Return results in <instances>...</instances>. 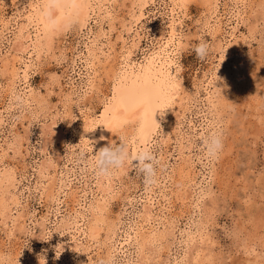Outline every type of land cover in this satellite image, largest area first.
Listing matches in <instances>:
<instances>
[{
	"label": "rangeland",
	"instance_id": "374dc122",
	"mask_svg": "<svg viewBox=\"0 0 264 264\" xmlns=\"http://www.w3.org/2000/svg\"><path fill=\"white\" fill-rule=\"evenodd\" d=\"M25 1L0 0V17L19 19L20 24L28 11ZM168 1L154 0L142 7L127 25L131 29L121 32L126 46L136 50L132 62H141L156 46L158 32L176 19L181 45L173 56V72L180 83L179 95L194 98L190 112L177 122V135L171 134L173 125L166 124V140L158 131L147 145L158 160V183L151 187L134 167V157L109 176L96 175L94 160L88 161L92 151L80 148L79 137L72 134L81 119L97 117L103 96H110L112 84L105 78L104 59L111 63L121 44L117 35L127 10L122 1L110 8L114 27L110 29L107 20L102 23L110 38L98 39L93 69L83 63L88 29L78 35L71 26L59 33L63 37H55L51 51L37 55L29 48L31 55L22 56L25 78L12 85L8 75L11 59L19 56L12 44L17 25L11 21L0 33V173L7 171L13 177L6 193L0 194L13 202L3 214L5 219L0 216V253L8 254L6 264H44L42 258L46 264H100L109 259L112 264H184L185 260L264 264V0H245L237 10L230 8L232 2L221 0L219 29L214 25L215 34L207 30L201 35L209 42L202 60L194 51L201 38L195 41L193 34L207 14L205 6L191 0L171 15ZM94 22L89 20L87 26L95 33ZM29 34L33 37V29ZM71 59L74 66H69ZM214 71L218 82L211 77ZM209 78L220 89L216 97L228 99L227 106L208 108L207 94L215 85L207 84ZM92 81L100 82L98 90L89 89ZM28 94L41 103L25 106L23 96ZM66 97L72 100L71 123L62 108ZM62 122L69 124V130ZM214 132L223 134V149L218 158L209 159L203 141ZM182 167L186 189L191 185L187 200L188 189L184 198L181 195ZM48 185L53 186L51 196L44 190ZM97 200L104 222L93 236L86 224L92 220L88 208ZM168 222L174 236L162 244L169 246L167 255L161 247L158 257L153 247H139L140 234L160 230ZM188 233L201 234L203 240L185 246Z\"/></svg>",
	"mask_w": 264,
	"mask_h": 264
},
{
	"label": "bare ground",
	"instance_id": "6f19581e",
	"mask_svg": "<svg viewBox=\"0 0 264 264\" xmlns=\"http://www.w3.org/2000/svg\"><path fill=\"white\" fill-rule=\"evenodd\" d=\"M14 1H16V4H20L22 2V0ZM121 1L122 3H120ZM124 1H127L128 5L124 6ZM153 1L154 0H65L62 12L58 13L59 15H62L66 19V21L71 24V26H74L76 28V34L82 35V32H84L83 30L88 29L87 33L84 34L86 38V42L84 43L86 54L84 55L83 63L86 65V67L93 69L95 60L98 61V59H95L96 51L99 50V48L97 47L98 39L104 38L108 40L110 38V34H105L104 29L102 28V23L107 20L108 27L112 29L114 18L111 15L112 13L110 11V8H112L113 5L118 2L122 5V7L127 8L125 12L126 16H124L125 20L127 21L121 20V30L119 29V34L117 35V38L120 39L121 42V44H119V50L118 52L113 54L114 58L111 63H108L106 61L108 59H104V66L108 65L107 71L104 70L106 76L105 78L106 80L111 81L112 84L110 88V96H103L101 101L103 103L102 110L97 117L92 119L88 118L87 121H82L81 119V124L79 123L80 126L77 127V129L72 133L74 136L79 137V146L83 150L88 149L89 151H92V148L89 146L90 143L93 147V151L96 152L99 150V148L105 146L108 142L119 141L120 144L126 145L129 151L130 158H133L135 157V154L139 149H142L150 143V140L155 134H157L158 131L161 134L162 140L167 138L168 131L165 127L166 124L173 125L174 132L172 131L171 134L177 135V122H179L182 116H184L187 112H190L189 103H191L194 98L192 96H189L185 99L183 96L179 95L180 83L176 80V76L174 74L175 72H173V56L181 45V41L178 36L179 23L177 22V20L171 18L167 27L158 32L156 46L152 48L149 54H145L142 57L141 62H132L131 59H133L136 50H134L132 46H126L124 39L122 38V30H125L124 32L126 33L131 29V26L130 28H128L127 25L132 23V19H134L135 13L137 11H140L142 7L148 5ZM190 1L191 0H169L167 4L169 6L171 15H173L174 12L177 14V10L185 9L186 5ZM227 1L232 2L230 4L231 9H238V4L242 6L245 2V0ZM227 1L226 3H228ZM219 2L221 3V0H200V3L206 8L205 12H207V14L203 16V22H201L200 27H198V29H196L195 33L193 34V39L195 41L200 39L201 35L204 32L206 34L207 30L208 32L212 30L215 34L219 29V26L217 24V22L219 21V15L217 14L220 5ZM24 3L27 4L28 11L26 15L24 14V16L21 17L23 22H21L20 24H18L19 19L12 18L5 21L2 17H0V33L8 29L11 21L15 22V24L17 25L16 32L13 33L12 44L14 48L13 46L12 48L15 51L13 52L17 53L19 56H14V58L11 59V62L9 64L10 75H8L11 76L10 78L12 85H14L17 78L22 77V80L25 78V69L27 67L25 61L22 60V56L30 52L29 48L31 49V51H33V53L37 55H39L42 50H50L52 48L51 46H53V42L56 39L55 37L59 33H65V31H67L71 27L70 26L68 28L61 29L54 33L46 31L45 27L43 26L42 18L40 16V10L44 5L45 0H26ZM227 5L228 4H225V6ZM213 19L214 22H212ZM89 20H94V25H97L98 29L95 33L93 32L91 27L87 26ZM211 23L213 24L211 25ZM214 25H216L218 29L215 28ZM29 28L33 29V37H31L29 34ZM29 54L31 55V53ZM4 62L2 67L7 70L9 66H7L8 64H4ZM6 62L9 61L7 60ZM75 63V59H71V63L69 66H74ZM22 65H24V68H21ZM104 66L101 67L103 68ZM3 73H5V70H3ZM5 75H7V73ZM212 75L216 77V75L218 76V72L216 73V71H214V73L211 74V77H213ZM101 76H104V73ZM211 81L212 79L209 78L207 84L210 85L215 83V80L212 82ZM95 83L97 85H95ZM99 84L100 82L97 83L95 81H92L89 84V89H91L92 91L95 89L98 90ZM216 85L217 84L215 83L214 90L211 93L207 94L208 97L206 98V103L208 108L210 109H215L218 105L222 107L228 100H225V97H216V93L218 92ZM195 86H197V84ZM14 87H16V85ZM14 87L12 86V88ZM23 97L24 105L25 103H33V101H36L39 104L41 103L40 99H37L35 95L30 96L28 94V96L24 95ZM66 98V100H63L64 107L62 108L66 109L65 117L68 119V123H71L73 121V110L71 108L72 100L69 97ZM68 123H66V125L63 123V125H65V130H69ZM53 135L56 136V134ZM54 138L55 137L53 136L52 139ZM47 141H49V139H47ZM17 144H19L18 141ZM87 146L88 148H84ZM95 152H92L88 160L89 163L91 162V160H93L92 156L93 154H95ZM129 160L127 162H129ZM182 170L183 167L178 171L179 177L181 179L183 177L185 178ZM38 172H40V170ZM10 174H8L7 171H2L0 173V194L4 195L6 193L5 189H8L7 187L9 185H12L13 177H11L12 175ZM187 183L188 182L186 178L184 180L182 179V198H184V194L187 193L188 189V196L186 195L184 200H187L192 196L189 188V186L191 185L188 184V187L186 189ZM53 186L48 185L45 189H42L48 192L46 193L47 195L51 196L53 194ZM3 187L4 190L1 191ZM101 192L106 193V190H101ZM3 195H0V216L2 217H4L3 214L6 213L5 211L9 209V205L13 203L10 198H4ZM99 201L101 200L95 201L94 206L92 204L90 205V208H88L92 210V220L89 222V224H86L88 225L87 231L88 233H90V235H93V233L96 234L98 231L97 228L99 227L98 225L104 222L101 216L103 207L99 206ZM3 219H5V217L2 218V220ZM146 220L148 219L146 218ZM173 232L174 227L171 222H168L167 224H164L160 230L155 228L150 229V231L145 233L144 235L140 234V242L137 241V244L139 245V247L147 245L153 247V250L156 253L157 257L161 253H159L158 248L161 247L162 249H164L163 252L165 251V254L167 255L169 246L167 245L165 248H163L162 244L164 242H169L168 238L172 239V237L174 236ZM196 232L198 231L196 230ZM197 238L203 240L201 234L193 236L191 233H188L183 241L184 245L187 246L188 243L196 240ZM182 261L183 260H181V262ZM5 262H7V259L5 260ZM248 262L249 264H257V262L254 260ZM10 264H13V262L11 261ZM184 264H190V262L188 260H185Z\"/></svg>",
	"mask_w": 264,
	"mask_h": 264
},
{
	"label": "clouds",
	"instance_id": "9594fccd",
	"mask_svg": "<svg viewBox=\"0 0 264 264\" xmlns=\"http://www.w3.org/2000/svg\"><path fill=\"white\" fill-rule=\"evenodd\" d=\"M64 3L65 0H45V3L40 10V16L46 31L54 33L71 26L62 15L58 14L62 12ZM194 51L199 59H204L208 55L209 42L204 38H201V41L194 46ZM217 80L218 77L216 82ZM217 89L220 90L219 88ZM203 144L205 156L207 158H218L223 149V134L220 132H214L209 137L205 138ZM89 146L92 148L93 152L91 143ZM92 159L94 160L92 168L95 174L98 176H109L113 170L123 168L125 163L130 159V155L126 145L114 143L99 148V150L93 154ZM134 161L136 162L134 167H136L143 175L144 183L147 186L151 187L158 183V160L151 148L145 146L142 149H139L135 154ZM7 258V253H0V264H5ZM42 259L44 264H46V260L44 258ZM100 264H112V262L111 259L108 261L101 260Z\"/></svg>",
	"mask_w": 264,
	"mask_h": 264
}]
</instances>
